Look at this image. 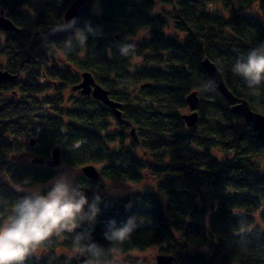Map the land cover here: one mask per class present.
I'll return each mask as SVG.
<instances>
[{"label":"trees","instance_id":"1","mask_svg":"<svg viewBox=\"0 0 264 264\" xmlns=\"http://www.w3.org/2000/svg\"><path fill=\"white\" fill-rule=\"evenodd\" d=\"M74 1H0L17 28H0V70L18 75L0 96V219L25 194L15 186L92 165L97 179H76L90 200L102 197L94 242L109 246V220L139 218L109 264H144L134 253L153 246L174 264H264V142L202 67L213 61L238 101L264 114V86L248 89L231 71L264 43V0H87L65 25ZM84 72L122 104L121 117L73 90ZM192 92L200 111L190 129ZM104 182L131 190L109 194ZM67 246L58 239L27 264H67L56 255Z\"/></svg>","mask_w":264,"mask_h":264},{"label":"clouds","instance_id":"2","mask_svg":"<svg viewBox=\"0 0 264 264\" xmlns=\"http://www.w3.org/2000/svg\"><path fill=\"white\" fill-rule=\"evenodd\" d=\"M88 32H92L90 27ZM76 39L80 46H86L84 32ZM68 45L72 46L71 41ZM121 51L128 52L129 46ZM231 71L255 91L264 83V43L237 60ZM80 171L72 168L47 184L23 186L25 194L0 219V264H27L29 258L39 259L56 240L65 238L68 246L57 249L56 255H63L67 264L79 258H84V264H109L112 251L131 238L139 218L134 214L119 224L109 220L103 235L110 247L94 242L91 230L101 212L102 197L95 194L89 199L86 188L76 179Z\"/></svg>","mask_w":264,"mask_h":264},{"label":"water","instance_id":"3","mask_svg":"<svg viewBox=\"0 0 264 264\" xmlns=\"http://www.w3.org/2000/svg\"><path fill=\"white\" fill-rule=\"evenodd\" d=\"M2 5L6 3L7 0H0ZM87 0H75L71 6L67 9L64 15L65 25H69L74 18L79 13L80 9L85 5ZM0 28L5 32H14L17 30L14 23L5 16L3 9L0 11ZM202 67L207 73L211 82L219 88L218 90L222 96L233 104L232 111L236 115L242 117L249 128L258 134V139L264 142V114L256 112L250 106L246 100H240L232 94V92L227 88L222 72L218 66L211 61L209 58H204L202 61ZM18 75H13L9 71L0 70V96L2 94V86L5 82L14 81L17 79ZM264 86V83H261ZM73 90L80 91L84 96L93 97L103 105L110 108L117 117L122 116V104L118 101L111 99L109 91L99 85L91 73L84 72L82 74V80L78 85L73 87ZM186 102L190 109L189 114L183 115V122L188 128H194L199 120V106L200 97L198 92H192L186 97ZM134 134V132H132ZM31 145H35V140L31 141ZM53 164L59 165L61 163V150L59 147H55L52 151ZM83 174L87 178L97 179L98 171L92 165H87L82 168ZM80 264H84V258L77 259ZM175 258L172 255H160L157 257V264H174Z\"/></svg>","mask_w":264,"mask_h":264},{"label":"rangeland","instance_id":"4","mask_svg":"<svg viewBox=\"0 0 264 264\" xmlns=\"http://www.w3.org/2000/svg\"><path fill=\"white\" fill-rule=\"evenodd\" d=\"M190 112L189 109H187L184 114H188ZM63 169L65 168L63 165H61ZM97 167V166H96ZM98 168V167H97ZM81 170L79 173L82 174V167L79 168ZM70 171V170H69ZM48 182V181H47ZM47 182L39 183L38 184H47ZM147 185L151 186L152 183L148 182ZM32 185V184H31ZM31 185H22V186H15L19 191L23 190V186H31ZM104 188L106 189V192L113 195H119L126 193L130 188L128 185L123 183H110V182H104ZM131 190V189H130ZM134 255L136 256V260L143 262L144 264H157V257L160 255H170L166 252H164L160 247L153 246L149 249H146L145 251L135 252Z\"/></svg>","mask_w":264,"mask_h":264}]
</instances>
